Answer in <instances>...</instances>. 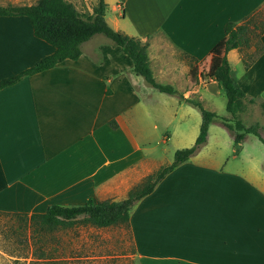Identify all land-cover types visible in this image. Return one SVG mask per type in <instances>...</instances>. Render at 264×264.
I'll use <instances>...</instances> for the list:
<instances>
[{"label": "crops", "instance_id": "0c3cea01", "mask_svg": "<svg viewBox=\"0 0 264 264\" xmlns=\"http://www.w3.org/2000/svg\"><path fill=\"white\" fill-rule=\"evenodd\" d=\"M96 1L84 0L89 13ZM35 2L0 0V6ZM114 11L115 30L133 35L118 27L127 20L140 33L134 38L148 43L155 81V74L169 76L177 91L200 100L223 94L212 76L224 56L225 24L264 17V0H116ZM260 34L263 51L248 67L241 50L226 54L244 93L239 119L251 110L264 117V30ZM53 51L34 36L27 17L0 16V80ZM152 90L102 35L84 42L77 60L0 89V213L120 201L140 187L167 165L149 149L141 118ZM200 149L132 206L127 228L138 264H264V176L250 164L232 171L202 161Z\"/></svg>", "mask_w": 264, "mask_h": 264}, {"label": "rangeland", "instance_id": "374dc122", "mask_svg": "<svg viewBox=\"0 0 264 264\" xmlns=\"http://www.w3.org/2000/svg\"><path fill=\"white\" fill-rule=\"evenodd\" d=\"M86 1L87 3L89 1L88 5L91 6L92 0ZM75 3L84 11L81 13L88 12L84 0H75ZM107 3L106 20L114 28L111 18L115 15L112 7L115 6L116 0H107ZM253 20L258 28L256 30L251 28L253 32L249 36L250 47L242 48V59L258 55V42L260 31L264 28V17L259 15ZM119 22V28L125 26L127 28L125 30L133 35L124 32L125 34L133 37L140 34L128 25L127 20ZM173 56L178 57L177 54ZM181 59L184 60L186 57L183 56ZM155 76L161 84H170L174 87V81L169 76H166L168 78L156 74ZM178 93L184 99H198L196 94L191 95L186 90ZM199 98L204 108L215 112L218 117L209 127L208 142L197 154L198 159L225 165L232 171L237 170L238 166L250 164L258 174L260 173V177H263L264 144L255 136L248 135L249 139L244 143L243 150L241 148L236 152L233 133L231 135L221 126L223 121L231 120L225 109L224 95L207 94ZM178 100L181 105L173 96L152 90L151 96L147 97L146 103L142 105L144 113L141 118L144 120L148 147L154 151L156 159L165 164L173 161L175 151L189 148L194 144L201 124L200 112L185 101ZM251 111L248 112L250 119L247 117L240 119L245 126L255 124L252 118H256L257 122L264 121V117H258ZM259 134L264 136L261 129ZM0 264H138V262L125 224L97 228L80 218L71 226L49 230L31 224L26 218L15 214L0 213Z\"/></svg>", "mask_w": 264, "mask_h": 264}, {"label": "trees", "instance_id": "16d2710c", "mask_svg": "<svg viewBox=\"0 0 264 264\" xmlns=\"http://www.w3.org/2000/svg\"><path fill=\"white\" fill-rule=\"evenodd\" d=\"M106 9L107 5L104 0H97L91 13L78 12L68 0H36L31 5L0 6V16L27 17L31 23L34 36L51 45L54 49L51 55L42 58L32 67L17 75L0 80V89L17 83L25 76L51 69L64 60H77L81 55V45L94 35H102L122 50L123 54L132 62L133 72L142 77L150 87L160 93L178 95L180 100L185 101L200 112L201 124L198 136L191 147L175 151L171 163L150 175L140 187L131 190L123 200L96 202L89 199L84 204L76 206L53 204L41 214H15L26 218L31 224H37L49 230L71 226L80 217L97 228H106L118 224L127 225L130 210L134 203L150 194L169 172L197 153L207 141L210 125L218 117L215 112L205 109L199 99H184L172 85L156 82L147 57L148 43L112 28L105 19ZM251 28L254 30L258 28L254 24L253 17L240 25H235L232 22L225 24L224 56L212 76V79L221 86L226 99L225 109L231 120L229 122L223 121L222 125L230 133H233L235 148L240 147L246 135L256 136L264 144V136L259 134L260 129L264 132V126L258 124L245 126L239 119V113L243 109L244 93L231 76V68L226 56L227 52L232 49L242 50V48L248 49L250 47L249 36L253 32ZM263 30L264 28L260 33ZM258 44L259 55L262 53L263 47L260 41ZM257 56H251L248 59L243 58L245 67H248ZM249 102L253 101L250 100ZM260 106L264 110V103H261Z\"/></svg>", "mask_w": 264, "mask_h": 264}]
</instances>
